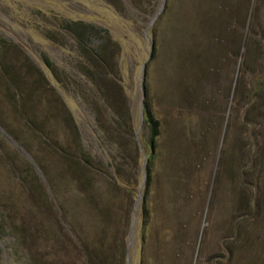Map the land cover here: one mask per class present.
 I'll return each instance as SVG.
<instances>
[{
  "label": "rangeland",
  "instance_id": "374dc122",
  "mask_svg": "<svg viewBox=\"0 0 264 264\" xmlns=\"http://www.w3.org/2000/svg\"><path fill=\"white\" fill-rule=\"evenodd\" d=\"M0 264H264V0H0Z\"/></svg>",
  "mask_w": 264,
  "mask_h": 264
},
{
  "label": "water",
  "instance_id": "95a60500",
  "mask_svg": "<svg viewBox=\"0 0 264 264\" xmlns=\"http://www.w3.org/2000/svg\"><path fill=\"white\" fill-rule=\"evenodd\" d=\"M151 27V25H150ZM44 66L47 70H49V67L46 63H44ZM145 67H146V62L143 63L142 65V73H141V82L143 81V78H144V74H145ZM141 118H142V121L144 120L145 116L143 114V112L141 111ZM137 133V140H138V143H139V146L141 148V127L136 130ZM141 166H142V184H141V190H140V193H139V196H140V199L142 201L143 199V195H142V191L144 189V186H145V180H146V163H147V159H146V155H145V152L143 151V149L141 148ZM136 218V214L134 213V220Z\"/></svg>",
  "mask_w": 264,
  "mask_h": 264
},
{
  "label": "trees",
  "instance_id": "16d2710c",
  "mask_svg": "<svg viewBox=\"0 0 264 264\" xmlns=\"http://www.w3.org/2000/svg\"><path fill=\"white\" fill-rule=\"evenodd\" d=\"M79 27H80V29H82L85 32H87L89 34L88 36H96V35H98L97 33L100 32V31L95 30L94 28L86 27L84 25H80ZM47 63H48L49 66H51L48 61H47ZM146 109H147V112L144 113L145 114L144 115L145 116V123L148 125L150 130H152L151 131L150 144L153 145L154 138L158 135L157 124L155 122L154 116L149 112L148 108H146Z\"/></svg>",
  "mask_w": 264,
  "mask_h": 264
},
{
  "label": "bare ground",
  "instance_id": "6f19581e",
  "mask_svg": "<svg viewBox=\"0 0 264 264\" xmlns=\"http://www.w3.org/2000/svg\"><path fill=\"white\" fill-rule=\"evenodd\" d=\"M102 6H103V8H104L105 10H107V11H109V12L112 11V12L115 13V11H114L113 9H111L109 6L104 5V4H103ZM115 14H116V13H115ZM116 15H117V14H116ZM70 100H71V99H70ZM71 102H72V106H73V109H74L76 115L79 116V117H83V118H84V115H83L81 109L77 106V104H76L73 100H71Z\"/></svg>",
  "mask_w": 264,
  "mask_h": 264
}]
</instances>
